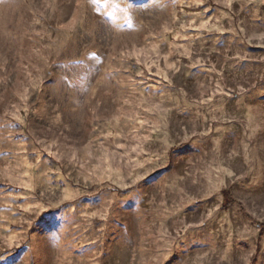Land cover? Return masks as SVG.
I'll return each instance as SVG.
<instances>
[{
  "label": "rangeland",
  "instance_id": "obj_1",
  "mask_svg": "<svg viewBox=\"0 0 264 264\" xmlns=\"http://www.w3.org/2000/svg\"><path fill=\"white\" fill-rule=\"evenodd\" d=\"M0 264H264V0H0Z\"/></svg>",
  "mask_w": 264,
  "mask_h": 264
}]
</instances>
